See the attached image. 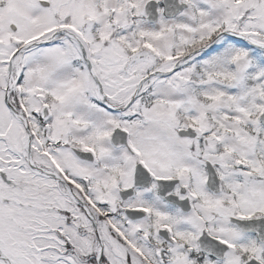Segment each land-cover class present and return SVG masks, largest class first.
Returning a JSON list of instances; mask_svg holds the SVG:
<instances>
[{"label": "snow or ice", "instance_id": "obj_1", "mask_svg": "<svg viewBox=\"0 0 264 264\" xmlns=\"http://www.w3.org/2000/svg\"><path fill=\"white\" fill-rule=\"evenodd\" d=\"M0 264H264V0H0Z\"/></svg>", "mask_w": 264, "mask_h": 264}]
</instances>
